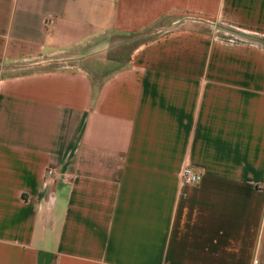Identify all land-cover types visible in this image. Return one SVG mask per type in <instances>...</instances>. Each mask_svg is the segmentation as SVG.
I'll list each match as a JSON object with an SVG mask.
<instances>
[{
    "label": "crops",
    "instance_id": "obj_1",
    "mask_svg": "<svg viewBox=\"0 0 264 264\" xmlns=\"http://www.w3.org/2000/svg\"><path fill=\"white\" fill-rule=\"evenodd\" d=\"M0 264H264V0H0Z\"/></svg>",
    "mask_w": 264,
    "mask_h": 264
},
{
    "label": "rangeland",
    "instance_id": "obj_2",
    "mask_svg": "<svg viewBox=\"0 0 264 264\" xmlns=\"http://www.w3.org/2000/svg\"><path fill=\"white\" fill-rule=\"evenodd\" d=\"M171 20L164 19L159 22L156 26L143 30L141 32L132 33V34H124L113 32L105 36L104 48L107 49L108 57L111 59V66L109 67V71L117 69L127 62L131 52L143 41L148 39L152 32L156 27L161 26L163 24L169 23ZM73 60H59L53 62L51 66L58 65H68L72 63Z\"/></svg>",
    "mask_w": 264,
    "mask_h": 264
},
{
    "label": "built area",
    "instance_id": "obj_3",
    "mask_svg": "<svg viewBox=\"0 0 264 264\" xmlns=\"http://www.w3.org/2000/svg\"><path fill=\"white\" fill-rule=\"evenodd\" d=\"M51 21L47 22V26L50 25ZM60 175V170L56 165H49L46 169L43 185L45 187L52 186L55 182L57 177ZM201 176L197 173L190 165L185 164L183 170L181 172V183L183 185H189L199 182ZM52 197L54 195L52 194Z\"/></svg>",
    "mask_w": 264,
    "mask_h": 264
}]
</instances>
